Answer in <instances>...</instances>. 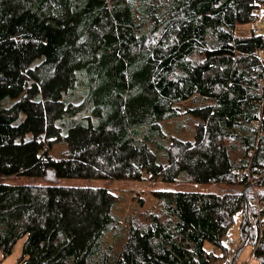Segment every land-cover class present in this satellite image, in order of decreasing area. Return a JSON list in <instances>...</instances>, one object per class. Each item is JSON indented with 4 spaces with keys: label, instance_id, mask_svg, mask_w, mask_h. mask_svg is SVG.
<instances>
[{
    "label": "trees",
    "instance_id": "16d2710c",
    "mask_svg": "<svg viewBox=\"0 0 264 264\" xmlns=\"http://www.w3.org/2000/svg\"><path fill=\"white\" fill-rule=\"evenodd\" d=\"M263 3L0 0V256L24 239L16 264H231L223 241L242 212L264 264ZM84 107L97 121L77 118ZM146 174L226 190L158 192L162 214L121 227L109 189L57 184ZM21 177L49 184L4 182Z\"/></svg>",
    "mask_w": 264,
    "mask_h": 264
},
{
    "label": "rangeland",
    "instance_id": "374dc122",
    "mask_svg": "<svg viewBox=\"0 0 264 264\" xmlns=\"http://www.w3.org/2000/svg\"><path fill=\"white\" fill-rule=\"evenodd\" d=\"M252 31V25L238 26V35H249ZM83 100V96L80 98V102ZM83 116L94 117L97 121V116L94 115L87 107H84L78 114V119ZM24 114H21L20 120L23 121ZM171 124V122L169 123ZM169 131H175L172 125H169ZM187 131L190 133V139L193 138V128L190 122L187 123ZM176 132V131H175ZM66 148L65 142H56L54 144L53 152L56 157L60 152ZM144 181H116V180H96V179H78V178H61L57 184L59 186L66 187H103L109 189L118 199L117 204L114 206L112 213L117 217V224L121 227L127 225L126 220L132 215H139L141 218L149 213L156 215L162 214V200L156 195L158 192H176V191H201V192H214L221 193L226 190L223 185L217 184H196V183H166L161 180L151 181L148 175H145ZM6 183H17L26 185H48L43 179L34 177H21L16 179H7ZM252 194L255 196L259 194V188L255 187L252 190ZM252 195V196H253ZM142 201V203H141ZM244 216L242 212L235 215L234 223L232 224L228 235L224 238V246L227 250V262L231 264H257V260L254 258V244L247 243V238H242L241 225ZM255 225H256V218ZM249 220L253 223L252 214L249 215ZM109 244L117 246L119 243L113 233L108 234ZM122 242V239H121ZM24 239H20L13 249L10 256L3 258L0 256V264H16L18 259L22 255ZM205 249L212 254L221 256L224 254L223 249L212 245L211 243L205 244Z\"/></svg>",
    "mask_w": 264,
    "mask_h": 264
},
{
    "label": "built area",
    "instance_id": "2783aa9c",
    "mask_svg": "<svg viewBox=\"0 0 264 264\" xmlns=\"http://www.w3.org/2000/svg\"><path fill=\"white\" fill-rule=\"evenodd\" d=\"M260 11H261V13H262L260 22L264 24V3L261 4ZM252 30H253V32H254L255 34H258L259 32H262V27L260 26V23H258V22H257V23H254V24L252 25ZM258 206L260 207L261 204L258 203ZM259 207H258V208H259ZM253 224H254V223H253ZM253 226H254V225H253ZM249 242H250L249 239H247V243H249Z\"/></svg>",
    "mask_w": 264,
    "mask_h": 264
}]
</instances>
